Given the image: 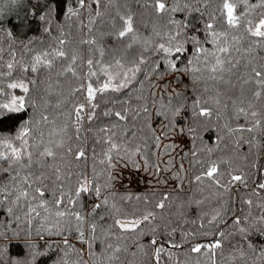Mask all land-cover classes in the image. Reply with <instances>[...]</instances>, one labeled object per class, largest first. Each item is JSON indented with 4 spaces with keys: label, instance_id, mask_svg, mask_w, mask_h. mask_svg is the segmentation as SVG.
I'll return each instance as SVG.
<instances>
[{
    "label": "trees",
    "instance_id": "obj_1",
    "mask_svg": "<svg viewBox=\"0 0 264 264\" xmlns=\"http://www.w3.org/2000/svg\"><path fill=\"white\" fill-rule=\"evenodd\" d=\"M258 2L259 0H249L250 4ZM1 3L6 5L0 6V73L8 72L6 65L12 60L11 53H15V60L19 63L14 64L11 77L0 76V84L4 86L11 79H24L25 82L35 79L36 84L29 85L32 98L43 96L48 101L46 108L41 102L39 110L28 108L14 119H5L0 124L2 136H14L23 120L33 115L39 119V111H46L51 121L62 125L75 105L87 104L86 92H77L74 96L70 94L72 88L79 86L82 81L72 73L61 75L63 69L71 63L73 52L77 54L73 67L78 76L84 77L85 85L92 83L97 86V77L90 80L87 78L86 61L90 57L101 59L99 48L105 50L104 62L106 58V61H112L114 57H125L126 61H131L143 54L147 61L142 66L144 72L155 61L160 64V72L163 73L159 78L153 76L151 85L143 73H138L136 80L119 92L97 94L93 101L96 105L95 115L91 121L87 119V113L93 109L85 108L87 113L82 119L79 140L76 139L75 131L69 129L73 148L82 146L87 158L81 161L72 158L71 162L61 165L65 176L70 178L55 183L54 177L45 181L48 185L46 198L49 201L54 200L53 192L58 194L61 186L76 199L74 192L81 174L88 176L94 185L101 188L99 197L94 190H90L83 193L74 206L68 205L85 217L86 233L88 225L97 224L96 238L92 240L91 249L87 242L81 243L77 239L74 218L73 230L65 232L74 248L83 253V261L87 264H212L213 256L207 248H202L200 253L192 252L191 248L194 244L204 245L219 240L221 247L214 250L216 264H264V255L261 254L264 252V221L260 220L264 216V189L259 187V184H264V92L259 100L253 96L256 83L254 80L248 84L243 83L240 78L245 71L243 66L239 74L226 76L234 86L214 84L206 79L194 82L190 73L167 71L161 59L163 54L155 51L156 44L166 42L168 34H176V24L170 23L171 20L179 21L181 25L178 39L184 41L185 52L177 61L180 68L194 55L195 46L189 37L195 36L203 47L211 49L212 45L206 42L205 24L220 0H208L207 7L203 6L201 0H179L183 10L164 15L155 12V0H100L99 16L96 15L97 5L94 0H88L91 7L85 9L79 8V0H15V5H12L11 0H0V5ZM174 3L176 0H167L169 8ZM185 3L190 4L191 8H184ZM69 8L74 9V15L69 16ZM197 8L200 10L196 11ZM242 11L243 6L238 9V12ZM261 13H264V9L258 8L254 16L258 17ZM129 14L133 17V27L138 37L131 48H127L132 42L131 34L124 39H119L116 35L123 23L120 16ZM215 14L218 17L216 28L221 30L219 13ZM90 19L95 23H89ZM234 34L243 35L241 32ZM61 39L65 41L64 45L59 44ZM93 39L95 44L83 43ZM250 39H242L238 45L240 53L234 52L233 55L237 58L244 57L242 65L248 60L257 65L264 64V47L250 44ZM229 40L231 41V37ZM56 48H62L68 58L55 61L53 69L41 68L38 73L22 71L20 65L30 66L35 55L45 51L52 52ZM93 70L98 72L96 68ZM99 80H103L102 74ZM206 87L209 89L207 92L204 91ZM177 93L180 95L177 96ZM217 98L220 100L219 105L215 103ZM170 99L172 107L182 105V108L178 116L172 117L169 113V119L166 120L157 113L165 110L161 108V104L167 106ZM198 99L207 102L202 103V107L211 108V116H200L199 108L194 109V103ZM57 103H60L59 108L56 107ZM249 103L252 104V109L248 108ZM145 106L148 108L147 112L143 111ZM241 106L248 111L258 112L260 127L251 132L233 131L252 127L254 118L237 115V108ZM122 109H128L127 120L117 121L114 113ZM106 112L110 115H105ZM114 124L117 125V136H123L127 132L124 147L130 154L139 145L140 151L132 156V161L140 167H134L127 157H114L112 175L115 179L111 181V187H106V165L101 164L100 160L104 159L103 153L107 145L98 143L97 140L104 135L99 132L100 128L112 127ZM52 126L51 123L40 126L45 132V139ZM162 131L167 132L168 137L162 138L160 147L157 148L153 133L161 135ZM169 144L174 147L165 153L164 146ZM142 156L149 159L150 166L147 169ZM169 156L172 166L165 170ZM153 164L158 165L159 171L151 166ZM181 164L183 171H180ZM213 164L222 174L219 179L228 186L227 191L216 187L206 177L201 181L195 179ZM3 167L7 168V163ZM31 171L50 175L47 167H40L35 161ZM122 171L127 177H138L139 182L143 185L145 183L144 188L136 191L125 185L120 186ZM143 171L144 183L141 175ZM236 171L246 177L245 184H229V172ZM160 173H171L175 185L161 187L159 184L165 185L168 182L166 183L167 179H161ZM175 173H179V176L174 175ZM9 178L7 172H0V183L7 182ZM105 198L107 205H102L92 214L94 205ZM248 200L252 201L251 206L247 203ZM161 202L164 204L162 208L158 206ZM149 212L152 213L150 222L143 221L134 231L122 232L115 224L117 218L137 219ZM217 212L220 213L218 222L209 224L208 221ZM234 217L241 220L247 218V223L243 225L248 229L247 233L236 231L232 223ZM11 219L5 208H0V221L10 222ZM7 226L5 223L4 227ZM12 226L15 228V224ZM36 227L38 223L34 221L30 242L46 253L38 258L37 264H59L64 257L63 238L47 233L38 236ZM16 231L20 232L19 238L14 232H9L11 239L0 241L7 247L4 255L0 256V264H11L13 259L27 255L25 244L29 241L28 227L22 224ZM221 231L223 236L219 235ZM153 238L157 240L155 246L151 244ZM108 245H112V248ZM154 247L162 249L159 260L153 256ZM116 248L120 251L115 252ZM240 251H243V257L240 256ZM68 258L71 264L78 257L73 252L69 253Z\"/></svg>",
    "mask_w": 264,
    "mask_h": 264
},
{
    "label": "snow or ice",
    "instance_id": "obj_2",
    "mask_svg": "<svg viewBox=\"0 0 264 264\" xmlns=\"http://www.w3.org/2000/svg\"><path fill=\"white\" fill-rule=\"evenodd\" d=\"M15 2V0H12ZM97 5L96 15L99 16L101 13L99 11L100 0H94ZM204 7L208 6V0H201ZM243 6L244 11L238 12V9ZM91 5L88 0H79V8L85 9L90 8ZM184 8H191V5L185 3ZM264 9V0H259L256 4H250L249 0H220L218 7L215 12L210 15L209 21L205 24V30L207 32V43L212 45L211 49L203 47L201 41L197 40L195 36L189 37V39L194 43L195 51L192 59H189L183 68L178 66L177 61L185 52L184 41L179 40L178 37L181 34V25L179 21L171 20L170 23L176 24V34H168L166 37V42L157 43L155 51L162 53L161 59L166 65L167 71L172 73L185 72L192 74L193 81L208 80L212 81L214 84H227L231 85V80L227 77H231L234 74L240 73V68L243 66L244 74L241 75V80L244 84H248L253 80L256 83V90L253 91V96L259 100L261 98L262 92H264V64L257 65L252 60H248L247 63L242 65V59L237 58L233 53H240L241 49L238 46L242 39H250V44L264 47V13L259 14L258 17L254 16L256 9ZM154 10L159 15L174 13L181 9L179 0L172 5L171 8L167 6V0H155ZM200 9L197 8L196 11ZM216 12L219 13V18L221 21V30H217L216 21L218 19ZM69 16L74 15L75 11L72 8L68 9ZM43 19V17H41ZM120 20L123 22L122 27L116 33L119 39H124L129 37L131 34L132 42L127 45V48H131L133 43L138 39L133 27V17L132 15H121ZM89 23H95L94 20L90 19ZM91 31V29H89ZM241 32L243 35L237 36L234 33ZM157 35H160L157 32ZM231 37V41L229 40ZM83 43L95 44L96 41L85 40ZM147 43V41H146ZM60 45H64L65 41L61 39L59 41ZM251 49H249L250 51ZM2 51V50H0ZM99 60L94 58H88L86 61L88 72L87 78L90 80L92 77H97V86L92 83L85 85L83 83L84 77L77 75L73 65H75L77 60V54L73 52L71 56V63H69L64 69L61 75L72 73L77 79L81 80L79 86H75L71 90V95H75L77 92H86L87 104H77L73 108L72 112L68 113V119L62 125H56L50 120L46 111H39L37 114L39 119L35 115L30 116L27 120H23L19 126L18 131L14 136H2L0 135V172H7L9 174V180L4 183H0V208H5L6 213L11 217L10 222L0 221V241H9L11 237L9 232H14L15 236L19 238L20 232L16 229H20L22 224H26L28 227V237L29 241L26 242L25 247L28 249L27 255L22 258H16L11 261V264H37L38 258L46 255L42 252L36 244L30 242L31 229L33 227V222L38 223L35 231L38 236H42L43 233H47L52 236H59L63 238L64 244V257L61 259L59 264H70L69 253H76L77 260L72 261L71 264H87L83 261V253L80 250L75 249L74 246L69 242L68 236L65 232H71L73 230L72 218L75 220V231L78 233L77 239L81 243H88L89 249L92 247V240H95V233L97 229L96 223H91L88 225V233L85 230V217L78 211L74 210V207H69L68 205H75L76 201L80 198L83 193L94 190L96 195L99 197L101 193V188L99 185H94L93 180L89 179L88 176L81 174L76 183L75 187V198L65 191L63 186H61L59 193L53 192V201H49L46 198V192L48 185L45 183L46 180L54 177L55 182H61L66 177L61 165L64 163L71 162L74 158L76 161H81L87 158V153L82 146H77L73 148L71 143L72 137L69 135V129H73L76 133V139L79 140V133L82 130V119L84 118L85 108L90 107L93 111L88 113L87 119L91 121L94 118V109L96 105L93 101L97 94H103L105 92H119L120 90L128 87L134 80H136L138 73H143L145 79L151 85L153 76L159 78L163 75L160 72V64L155 61L149 67L147 72H144L142 66L146 65L147 61L143 54H141L137 59L131 61H126L125 57H114L112 61L105 63V50L99 48ZM12 60L6 65L8 72L0 73V76L7 75L12 76L14 64L19 63L15 60V53H11ZM51 57V59H49ZM68 58V54L62 48H56L52 52L45 51L41 54L35 55L30 66L20 65L22 71L32 73H38L41 68L53 69L55 61ZM99 65V72L93 69ZM103 75V80H99V76ZM143 86V81L140 82ZM35 85L36 80L25 82L24 79H11L6 85L0 86V124L3 123L5 119H14L18 115L25 113L28 108L33 110H39L43 106L46 108L48 101L45 97L40 96L38 99H33L31 96V89L29 85ZM19 89L22 94H15L11 90ZM205 92L209 91L206 87ZM177 96L180 93L176 94ZM140 97H138L139 99ZM202 103H207L206 101L196 100L194 103V109L199 108V115L203 117H209L212 114L211 108L202 107ZM215 103L219 105L220 100L217 98ZM243 104V101L240 102ZM57 108L60 107V103H57ZM252 104L249 103L248 108L252 109ZM161 108L164 111H159L158 115H163L166 120L169 119V113L172 117L178 116L181 112L182 105L171 106V99L168 105L161 104ZM144 112L148 111L147 106L143 108ZM128 109H122L121 111H116L114 113L117 121L127 120ZM137 115L139 112L136 113ZM105 115H110V113H105ZM237 115L251 116L253 119L251 128H238L233 131H253L254 128L261 126V119L258 118L259 114L255 110L248 111L245 107L241 106L237 108ZM53 124V126L48 129L47 139H45V132L41 129V125ZM169 126H171V121L169 120ZM117 125L112 127H102L99 132L104 135L100 137L97 142L107 145L106 151H104V159L100 160L101 164L106 165V171L108 176V181L106 187H111V181L115 179L112 175V169L114 168V157L124 158L127 157L130 162L133 163L134 167L139 168L140 165L132 161V156L136 155L140 149L139 145L134 152L131 154L128 149L124 147V141L127 139V132L123 136H117L116 132ZM135 135V133H133ZM168 133L163 132L161 135L153 133V140L157 148L160 147L162 138H167ZM174 145H165L164 150L167 153L168 150L173 148ZM211 151V149L209 150ZM144 160V167L147 169L150 166L149 159L147 156H142ZM38 163L40 167H47L49 169L50 175L44 172L36 174L31 171L32 165ZM7 163V168L3 167V164ZM157 168L158 165H151ZM172 166V161L169 160L165 170H169ZM27 170V171H26ZM180 171H183V165L181 164ZM174 175L179 176V173ZM222 175L218 172V168L215 164L207 169L202 175L196 176L197 181H201L204 177L211 181L218 188H224L225 191L228 190V186L221 183L219 176ZM230 182H238L241 184L246 183V177L236 172H229ZM261 189H264V184H259ZM65 198H67V203H65ZM167 199V197H165ZM108 201L105 198L101 203L94 205L92 209V214L96 212L102 205H107ZM247 203L251 206L252 201L248 200ZM159 207H164L163 202H161ZM119 211V209H117ZM22 214V215H21ZM152 213H147L142 218L137 219H120L115 220V224L120 228L122 232L134 231L143 221H149V217ZM218 217L220 213L217 212L216 215L208 221L209 224L218 222ZM261 221H264V216L260 217ZM150 222V221H149ZM7 223V227H4ZM233 226L237 232L241 234L247 233L248 229L243 226L247 223V218L241 220L239 217H234L232 220ZM15 224V228H13ZM154 231V230H153ZM220 236L224 233L219 232ZM151 244L155 246L157 240L153 238ZM175 246V245H173ZM50 247V246H49ZM112 248V245H108ZM221 247L219 240L209 244H194L191 251L194 253H200L202 248H207L212 256V264H216L215 260V249ZM251 247V245H249ZM7 251L6 245L0 243V256H3ZM120 249L116 248L115 252H119ZM162 249L158 247L153 248V256L159 260ZM240 256L243 257V251H240ZM264 255V252L261 253ZM112 259V257H109Z\"/></svg>",
    "mask_w": 264,
    "mask_h": 264
},
{
    "label": "rangeland",
    "instance_id": "obj_3",
    "mask_svg": "<svg viewBox=\"0 0 264 264\" xmlns=\"http://www.w3.org/2000/svg\"><path fill=\"white\" fill-rule=\"evenodd\" d=\"M11 2H12V0H11ZM5 5H6V3H1L0 6L4 7ZM12 5H15V2H12ZM106 59H105V63L110 62L109 60L106 61ZM96 69H98V72H99V68L96 67ZM0 86H1V84H0ZM11 91H13L15 94H18V95L22 94V93H20L19 89H15V90H11ZM86 113H87V111H86ZM86 113H84V114H86ZM181 143H184V141H181ZM170 158H171V156H169V160H170ZM141 175H142V182L144 183L143 179H145V172L144 171L141 172ZM160 175H161V179H167L166 183L167 182L169 183V184L167 183L165 185L164 184H159L161 187H166L167 185L170 187V186H174L175 185V181H173L174 178L172 177L171 173L164 174V175L160 173ZM120 177H121V178H119L120 179L119 180V185L120 186H124L125 185L126 187H131V188L135 189L136 191L142 190L144 188L145 183L143 185L141 182H139L138 177L137 178H135V177H127L126 175H124V171H122V174H121ZM171 178H172V180H171Z\"/></svg>",
    "mask_w": 264,
    "mask_h": 264
}]
</instances>
